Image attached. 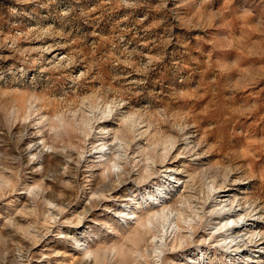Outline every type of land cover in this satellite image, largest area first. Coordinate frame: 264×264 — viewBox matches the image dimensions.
<instances>
[{
    "label": "rangeland",
    "instance_id": "obj_1",
    "mask_svg": "<svg viewBox=\"0 0 264 264\" xmlns=\"http://www.w3.org/2000/svg\"><path fill=\"white\" fill-rule=\"evenodd\" d=\"M226 186L264 211V0H0V264H264Z\"/></svg>",
    "mask_w": 264,
    "mask_h": 264
},
{
    "label": "bare ground",
    "instance_id": "obj_2",
    "mask_svg": "<svg viewBox=\"0 0 264 264\" xmlns=\"http://www.w3.org/2000/svg\"><path fill=\"white\" fill-rule=\"evenodd\" d=\"M35 144H37V142H35L34 145ZM103 147L99 148V151H97V152L95 151L93 153H90L88 155V157L91 158L92 154L97 153V154H99V156H96V157H98V161L101 162L102 161L101 158H106V156H107V152L103 150ZM89 149H90V147H89ZM40 162H42V161H40ZM39 166H40V164H39ZM172 170H174V167L171 166V165H168L165 168L164 172H170ZM168 177H169L168 180H167L168 183L171 181V179H173V178L176 179L175 176L168 175ZM163 185L164 184H162V186L157 188L158 189V191H157V199H159L162 204L166 202L165 195L160 193L162 188L164 189ZM232 185L237 186L239 184L237 182H234V183H232ZM240 194H241V191H239V188L226 186V187H220L216 192L213 193V195H212V197L210 199L211 200V207H212V209L210 210V216H211V219H214V220L217 221V223L219 224V229H222L221 230L222 231L221 235L223 236V238H222L223 239V243L225 244V246L230 245V247L232 245L233 246L236 245V249L237 248L239 249V246L242 245V244H246L248 242L253 241V238L255 237V235L257 233L256 229H255L257 223L254 220H256V218H258V217H262L263 212H264L263 211V207H261L257 202L248 203V200L247 199H243V197L240 196ZM159 195H161V196H159ZM107 197H109V196H107ZM123 200L124 199H120V201H123ZM121 206H123V203H120L118 205V207H121ZM161 216L165 218V214H162ZM123 217L126 218L127 223H130L131 219L136 218V217L139 219V221L142 222L143 225H146L147 223H151L152 222V217H150V216L141 217L138 214H136V212L134 210H132V211H130L128 213H125ZM257 222H259V221H257ZM162 240H163V237H160V239L152 240V241H154L153 245H156V248H160ZM259 244L261 245V244H263V242H259L258 245ZM74 245H75V243H74ZM77 246H78V243H77ZM81 246H82V244H81ZM197 249H199V252L203 256L205 255V251H203V249H201V248H197ZM86 252L88 254L90 253L89 250H86ZM157 256L159 257V254ZM45 257H46V255H45ZM191 262L195 263L194 261H191ZM204 262L205 261L203 259L202 260V264Z\"/></svg>",
    "mask_w": 264,
    "mask_h": 264
}]
</instances>
